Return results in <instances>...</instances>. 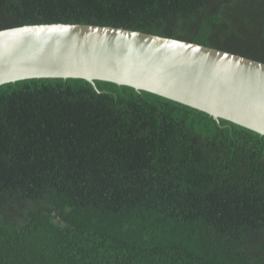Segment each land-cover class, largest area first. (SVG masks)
I'll return each mask as SVG.
<instances>
[{
	"label": "trees",
	"instance_id": "trees-1",
	"mask_svg": "<svg viewBox=\"0 0 264 264\" xmlns=\"http://www.w3.org/2000/svg\"><path fill=\"white\" fill-rule=\"evenodd\" d=\"M58 22L264 62V0H0V29ZM93 82L0 84V264H264V135Z\"/></svg>",
	"mask_w": 264,
	"mask_h": 264
},
{
	"label": "water",
	"instance_id": "water-1",
	"mask_svg": "<svg viewBox=\"0 0 264 264\" xmlns=\"http://www.w3.org/2000/svg\"><path fill=\"white\" fill-rule=\"evenodd\" d=\"M32 77L128 85L264 135V62L218 48L83 23L0 29V84Z\"/></svg>",
	"mask_w": 264,
	"mask_h": 264
}]
</instances>
